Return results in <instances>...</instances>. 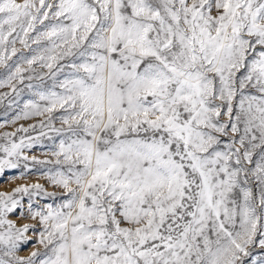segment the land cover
Segmentation results:
<instances>
[{
  "label": "snow or ice",
  "instance_id": "1",
  "mask_svg": "<svg viewBox=\"0 0 264 264\" xmlns=\"http://www.w3.org/2000/svg\"><path fill=\"white\" fill-rule=\"evenodd\" d=\"M0 89V264H264V0H0Z\"/></svg>",
  "mask_w": 264,
  "mask_h": 264
},
{
  "label": "rangeland",
  "instance_id": "2",
  "mask_svg": "<svg viewBox=\"0 0 264 264\" xmlns=\"http://www.w3.org/2000/svg\"><path fill=\"white\" fill-rule=\"evenodd\" d=\"M0 91H5V89H0ZM25 99H27V95L24 97ZM21 106H22V102H21ZM17 109H8L7 106V101L4 102H0V124H3L5 116H7V119L9 121H11L12 116L14 115L15 111ZM34 119H30V120H20L17 121V124H24L25 126L29 123H33ZM57 126H59V123L57 122ZM15 127V125H11L9 124L7 127L5 128H0V131H11L13 130V128ZM49 149L48 148H41V147H35L33 148L28 154L31 155H35L40 159H44L46 154L49 153ZM39 167V166H36ZM8 175L6 174L3 180H0V190H10L11 187L15 186L17 183H33V182H39L41 184L44 185L45 190L47 191H54L57 193H60V189L58 187L52 186L51 184L48 183V181L46 180V178H44L43 176H41L39 173L37 172H32L31 174H29L28 177L23 178V179H13V180H9L8 179ZM50 200H38L37 203L43 205L45 203H50ZM24 210H25V215L21 216V213L19 210H17V212L14 215H10V219L16 221V223L18 225L23 224V223H33L36 224L35 221L31 220V218L27 215V200H25L24 202ZM37 227H39V225H36ZM28 237H30L32 239V243H29L28 245H26L25 247L21 248L19 254L20 255H27V253L34 247H39L38 244L35 243V233L33 232H29L27 233Z\"/></svg>",
  "mask_w": 264,
  "mask_h": 264
}]
</instances>
